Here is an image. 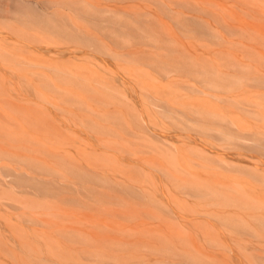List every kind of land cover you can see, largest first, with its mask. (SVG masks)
Listing matches in <instances>:
<instances>
[{
    "label": "rangeland",
    "instance_id": "rangeland-1",
    "mask_svg": "<svg viewBox=\"0 0 264 264\" xmlns=\"http://www.w3.org/2000/svg\"><path fill=\"white\" fill-rule=\"evenodd\" d=\"M0 264H264V0H0Z\"/></svg>",
    "mask_w": 264,
    "mask_h": 264
},
{
    "label": "bare ground",
    "instance_id": "bare-ground-1",
    "mask_svg": "<svg viewBox=\"0 0 264 264\" xmlns=\"http://www.w3.org/2000/svg\"><path fill=\"white\" fill-rule=\"evenodd\" d=\"M166 195V194H165Z\"/></svg>",
    "mask_w": 264,
    "mask_h": 264
}]
</instances>
